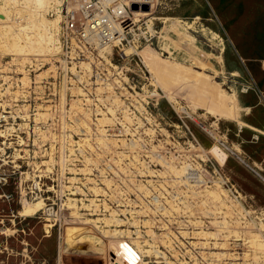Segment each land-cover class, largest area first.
Segmentation results:
<instances>
[{
	"label": "rangeland",
	"instance_id": "1",
	"mask_svg": "<svg viewBox=\"0 0 264 264\" xmlns=\"http://www.w3.org/2000/svg\"><path fill=\"white\" fill-rule=\"evenodd\" d=\"M24 3L0 0V264H129L124 242L139 264H264V221L216 226L209 210L237 203L185 178L187 163L215 179L216 158L264 209V0H160L135 15L136 49L67 72L42 39L59 2ZM27 21L36 41L13 46ZM43 201L51 232L43 207L21 215ZM103 201L118 214L86 209Z\"/></svg>",
	"mask_w": 264,
	"mask_h": 264
},
{
	"label": "built area",
	"instance_id": "2",
	"mask_svg": "<svg viewBox=\"0 0 264 264\" xmlns=\"http://www.w3.org/2000/svg\"><path fill=\"white\" fill-rule=\"evenodd\" d=\"M160 0H60V18H61V30H60V45L61 53L59 54L58 68L61 71H68L74 65L84 60H92L97 58L100 53L106 52L110 48H118L119 50L124 47H130L136 49L138 31L135 11L143 10L147 8L152 10L154 6L158 4ZM136 6L137 10L133 7ZM222 149L224 147L221 143H217ZM225 150V149H224ZM207 162L211 163L214 167L215 179L210 180L203 178V174L197 169L193 168L192 164L186 163V181L193 186H199L205 182H212L215 185L222 187L228 199L235 201L237 204L231 206L228 203L230 209H221L220 206H216L213 210H209L214 217V224L216 222L227 224H238L242 228L249 227V218L255 217L257 221H264V209L249 210V202L247 197L242 195L234 184L230 182V179L222 172V167L216 158L215 163L219 166L220 170L212 164L209 157H206ZM205 163V162H204ZM201 169V168H200ZM205 171L204 169H201ZM206 172V171H205ZM1 184V180H0ZM43 190L39 185L32 188H27L23 191V195H35L39 196ZM10 199L6 195L3 196ZM44 202V201H43ZM204 206V210L208 206ZM119 208V207H118ZM88 212H97L101 214H108L112 210L113 215L118 213L112 209L107 201L102 203L90 205L86 208ZM210 209V208H209ZM45 220L49 231L53 230L56 226H61L63 219L59 210H55V205L44 202L43 209ZM229 211L227 215L226 212ZM209 212H205L204 217H209ZM90 214V213H89ZM220 219V220H219ZM205 220V219H203ZM209 222V221H208ZM196 223L203 224V221ZM188 224V222H186ZM219 226V224H216ZM220 226H223L220 224ZM121 245V244H120ZM119 245V247H120ZM133 248V246H132ZM134 250H137L133 248ZM138 251V250H137ZM136 257L140 260L142 254L137 252ZM114 264V263H113Z\"/></svg>",
	"mask_w": 264,
	"mask_h": 264
},
{
	"label": "bare ground",
	"instance_id": "3",
	"mask_svg": "<svg viewBox=\"0 0 264 264\" xmlns=\"http://www.w3.org/2000/svg\"><path fill=\"white\" fill-rule=\"evenodd\" d=\"M27 1H29V2H31V3H35L36 1L38 2V3H42V2H44L45 4H47V5H49V7H51L52 8V6L54 5L55 6V4H54V2H59V4H60V6H61V2H60V0L58 1V0H27ZM23 2V1H22ZM6 3H7V1H6ZM6 3H5V6H7L6 5ZM25 3H26V0H25ZM24 3V4H25ZM32 4V5H33ZM36 4V3H35ZM44 4V5H45ZM53 6V7H54ZM45 7V6H44ZM49 7H46L47 9L49 8ZM45 8V9H46ZM46 9V10H47ZM57 10H56V14H57V16L54 18V20H53V22H51V20H50V25H51V27L53 28L52 29V31H51V36L49 37V38H47V37H45V36H43V41L45 40V42H46V45L49 47V49H51V51L53 52H57L60 48H61V46L60 45H58V41H57V43H56V39L54 38V36H53V34L54 33H56L57 35H58V33H59V31H60V21H61V19H60V13H59V11H60V9H58V8H56ZM1 10H3V14H4V16H5V20L7 19L8 20V14H9V9L8 10H5V9H1ZM12 11V10H11ZM44 12H46V11H44ZM48 14V13H47ZM28 15H31L30 13L28 14ZM35 15V14H34ZM135 15H138V16H149L150 15V13H147V12H145V11H142V10H138V11H135ZM33 16V15H32ZM45 16H46V14H44L43 15V17H44V22H45ZM32 18V17H31ZM34 19V18H33ZM19 20V19H18ZM43 20H42V22H40V23H38L39 25L38 26H41L42 27V25L44 26L45 24H44V22H43ZM19 22V21H18ZM28 22V21H27ZM20 24V23H19ZM37 26V24L36 23H32V22H28V23H26L25 25H20V27L18 28V30H19V33L18 34H14L13 32H11L12 33V36L13 37H11L10 38V41H12L11 43H13V46H15V47H20L21 46V44H27V43H29V42H33V41H36L35 40V36H34V33L33 32H31V30H33L35 27V30L38 28H40V27H38ZM45 27H46V25H45ZM45 27H43V28H45ZM9 29H10V27H8ZM4 29H7V27H4ZM10 30H12V29H10ZM6 32H8V31H6ZM41 34H45V33H43L42 31L40 32ZM7 34V33H6ZM40 41V40H39ZM29 45V44H28ZM59 52V51H58ZM173 64V63H172ZM86 65H88V64H86ZM28 204V203H27ZM30 204V203H29ZM34 204V203H33ZM43 205V203L41 204V202H39V203H37L36 205H28V206H25V208H24V210H23V212L21 213V215L23 214V216H26V217H28V218H31V217H34V216H36L37 214H38V212L42 209V207L44 206H42ZM84 240V238L82 239V241ZM136 244V246L138 245L139 247L141 246L140 245V243L138 244L137 242H135ZM72 244L73 245H76L75 244V240H73V242H72ZM88 245V244H87ZM77 246V245H76ZM81 247V246H80ZM83 248H85V247H83ZM90 248V246H88V249ZM122 249H123V255L125 256V258L128 260V262H129V264H139V259L136 257V255H137V250L135 251L133 248H132V246H130V245H128L127 243H125L124 242V244H122Z\"/></svg>",
	"mask_w": 264,
	"mask_h": 264
},
{
	"label": "water",
	"instance_id": "4",
	"mask_svg": "<svg viewBox=\"0 0 264 264\" xmlns=\"http://www.w3.org/2000/svg\"><path fill=\"white\" fill-rule=\"evenodd\" d=\"M133 9H134V10H137V7L134 6ZM146 9H147V8H143V10H146Z\"/></svg>",
	"mask_w": 264,
	"mask_h": 264
},
{
	"label": "crops",
	"instance_id": "5",
	"mask_svg": "<svg viewBox=\"0 0 264 264\" xmlns=\"http://www.w3.org/2000/svg\"><path fill=\"white\" fill-rule=\"evenodd\" d=\"M214 1H216V0H214Z\"/></svg>",
	"mask_w": 264,
	"mask_h": 264
}]
</instances>
